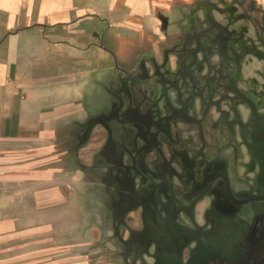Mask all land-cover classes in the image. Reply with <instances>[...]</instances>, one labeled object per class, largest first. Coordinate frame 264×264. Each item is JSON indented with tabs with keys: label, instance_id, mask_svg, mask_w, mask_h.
I'll list each match as a JSON object with an SVG mask.
<instances>
[{
	"label": "rangeland",
	"instance_id": "1",
	"mask_svg": "<svg viewBox=\"0 0 264 264\" xmlns=\"http://www.w3.org/2000/svg\"><path fill=\"white\" fill-rule=\"evenodd\" d=\"M153 11L152 21L143 25H130L125 31L112 28L130 35L132 52L128 59L116 55L115 63L108 61L107 71L89 76L85 92L89 123L83 124L87 130L77 141L73 161L83 166V176L75 177L89 179L91 185L84 188V198L75 199L79 214L73 215L83 214L93 232L89 264H163L166 257H171L166 264H194L198 258L206 264H231L230 254L233 259L237 254L231 246L233 232L218 233L212 247L208 235L192 233L182 240L172 234L173 228L181 226L194 230L197 225L205 232L211 228L201 215L207 199L202 210L201 206L191 209L189 194L175 175L182 172L176 155L183 154L195 164L199 142L205 160L213 156L228 162L236 191L252 193L258 188L264 171V140L260 139L264 133V2L174 0L166 12ZM118 41L120 48L130 50L129 40ZM59 78L53 76L55 86L74 83ZM92 99L99 103L93 104ZM146 116L158 151L143 152L147 148L142 142L134 143V129L141 132ZM134 154L142 177L130 170ZM144 177L151 179V194L138 187L148 183ZM163 178L169 187L160 182ZM137 189L149 206L145 214L153 221L146 232L140 227L143 206L138 207V225L137 213H130V198ZM160 201L170 206L165 214ZM217 230L226 229L219 224ZM162 239L168 247L159 244ZM218 244L220 250H213Z\"/></svg>",
	"mask_w": 264,
	"mask_h": 264
},
{
	"label": "crops",
	"instance_id": "2",
	"mask_svg": "<svg viewBox=\"0 0 264 264\" xmlns=\"http://www.w3.org/2000/svg\"><path fill=\"white\" fill-rule=\"evenodd\" d=\"M173 2L0 0V264H89L93 232L75 199L91 182L73 161L89 76L132 52L113 27L143 25Z\"/></svg>",
	"mask_w": 264,
	"mask_h": 264
},
{
	"label": "flooded vegetation",
	"instance_id": "3",
	"mask_svg": "<svg viewBox=\"0 0 264 264\" xmlns=\"http://www.w3.org/2000/svg\"><path fill=\"white\" fill-rule=\"evenodd\" d=\"M116 105L120 107L122 105V101L118 99ZM144 121V125L139 126L141 132H139V129H134V143L138 144L139 142H142V146L147 148H144V150H142L143 152H146L149 149L154 150V148L158 151L159 148L156 145V141H154L152 137V126L150 125L149 117L146 116ZM262 135L263 136H260V139L262 140L263 138L264 140V133ZM198 145L199 149L196 153L197 156L195 157V164L190 160L188 161L183 154L178 153L176 155L177 164L182 172L175 173V175L177 177H181L180 181L183 183L181 185L186 188V191L189 194L188 198L191 203L192 210L197 206H201L199 209L202 210V203L205 199H207L201 215L207 219V224L209 227L211 226V228L209 229L208 227V232H205L206 230L202 229L200 226L198 227L197 225H194V230L186 227L183 228L181 226L182 228H173L172 234H177L182 240H187L188 236H191L192 233L197 234V236L200 237H202V235L204 237L208 235V239L211 241L210 244L212 247L214 241L219 239L217 236L218 233H222V231L233 232L234 236L231 240V246L235 248L237 254H235L236 258L234 259L230 254L229 259L233 260L231 264H264V171L261 172L258 177V188H256L252 193L249 190L236 191L234 189L235 174L233 169H229L228 162L224 158L218 159L213 156V158H209V161L205 160L202 156L203 148L201 147V143L198 142ZM246 147L249 148L248 146ZM137 157V154H134L131 159V164H129L130 170H133L136 174L138 173L136 168L139 167ZM257 163L261 167V159L257 160ZM138 175L142 177L141 173H138ZM143 180L148 183L139 185L138 187L141 188L140 191L144 194H151L153 191L151 179L144 177ZM160 182L165 183V185L169 187V181L167 178L161 179ZM154 184L157 185V183ZM136 185L138 184L136 183ZM177 188H180V184ZM135 192L136 193L130 198V213H134V215L137 213L135 221L136 226L138 225V207L140 205L143 206L145 214L147 210H149V206L143 199L144 195L142 196V194L137 193L138 189L137 191L135 190ZM139 200H141L142 203H139ZM160 204L162 208H164L162 209L163 214H165V207L170 210V206L168 207L166 202L160 201ZM179 208H182L183 210L187 209L186 205H179ZM177 215L178 213L176 214V217ZM188 218L191 221V216ZM143 219L144 221L140 227L143 232H146L152 226L153 221L152 217L147 214H145ZM217 221H219L218 224ZM219 224H221V227L226 230H217ZM161 231L164 235V229H161ZM187 231L189 234H186ZM159 244L168 247L169 243L165 239H162L159 241ZM166 247H162L161 250L164 251ZM216 249L220 250V244L213 248V250ZM195 254H197V252ZM166 255L168 256V254ZM192 260L193 259H191V261ZM170 261L171 257H166L163 264L169 263ZM195 263L206 264L207 262L206 260L198 258L196 261L194 260V264ZM228 263L229 261L223 264Z\"/></svg>",
	"mask_w": 264,
	"mask_h": 264
}]
</instances>
